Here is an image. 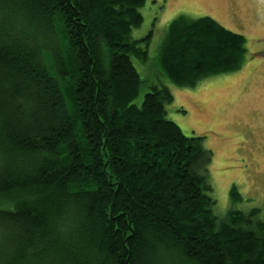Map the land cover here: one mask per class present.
Returning a JSON list of instances; mask_svg holds the SVG:
<instances>
[{
    "label": "trees",
    "instance_id": "1",
    "mask_svg": "<svg viewBox=\"0 0 264 264\" xmlns=\"http://www.w3.org/2000/svg\"><path fill=\"white\" fill-rule=\"evenodd\" d=\"M143 5L0 0V264H264L260 209L214 214L212 152L166 118L169 89L136 103ZM245 51L179 15L142 70L190 88Z\"/></svg>",
    "mask_w": 264,
    "mask_h": 264
},
{
    "label": "rangeland",
    "instance_id": "2",
    "mask_svg": "<svg viewBox=\"0 0 264 264\" xmlns=\"http://www.w3.org/2000/svg\"><path fill=\"white\" fill-rule=\"evenodd\" d=\"M140 13L142 24L131 37L150 38L147 61L133 60L143 80L136 103L153 85L164 84L173 96L165 105L166 118L185 135L202 136L203 147L212 152L208 170L214 214L222 217L229 209L257 208L264 219V65L259 64H264V0H144ZM179 15L208 16L243 35L246 51L241 66L190 88L157 72L145 75L142 67L155 64L164 31ZM232 187L237 198L230 195Z\"/></svg>",
    "mask_w": 264,
    "mask_h": 264
},
{
    "label": "crops",
    "instance_id": "3",
    "mask_svg": "<svg viewBox=\"0 0 264 264\" xmlns=\"http://www.w3.org/2000/svg\"><path fill=\"white\" fill-rule=\"evenodd\" d=\"M237 33H239V32H237ZM259 64L262 65V66L264 65L263 62H262V63H259ZM220 75H221V74H220ZM211 77H213V76H211Z\"/></svg>",
    "mask_w": 264,
    "mask_h": 264
}]
</instances>
